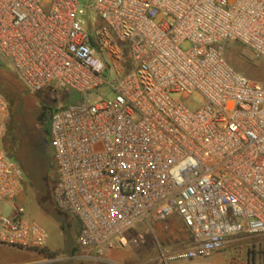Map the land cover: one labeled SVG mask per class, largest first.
Here are the masks:
<instances>
[{
    "label": "built area",
    "instance_id": "obj_1",
    "mask_svg": "<svg viewBox=\"0 0 264 264\" xmlns=\"http://www.w3.org/2000/svg\"><path fill=\"white\" fill-rule=\"evenodd\" d=\"M229 43L264 59V0H0V54L21 83L72 95L46 120L52 199L77 227L71 257L124 248L136 224L172 214L191 241L163 258L264 233V86L227 60ZM8 108L0 90V202L26 183L2 145ZM49 240L22 205L0 213V244L45 252Z\"/></svg>",
    "mask_w": 264,
    "mask_h": 264
},
{
    "label": "rangeland",
    "instance_id": "obj_2",
    "mask_svg": "<svg viewBox=\"0 0 264 264\" xmlns=\"http://www.w3.org/2000/svg\"><path fill=\"white\" fill-rule=\"evenodd\" d=\"M188 46L185 43L182 47L188 48ZM244 50L245 48L238 43H229L225 46L224 55L238 71L264 86V59L251 56ZM0 70L7 71L9 76H15L10 64L1 54ZM0 89L6 94L9 101L6 129L2 139L3 148L7 153L18 158L27 154L33 165L40 167L41 183H47V172H45L43 164L48 159V154L43 128L37 121V117L42 110L46 111L47 116L49 110L66 103L72 95L61 94V91L50 92L48 88L34 93L27 89L21 81L20 85H17V92L1 82ZM99 91L93 90L88 98H108L112 95L109 90H105L102 95L99 94ZM73 95L75 97L77 94ZM183 102L186 106L194 109L202 105L203 98L200 93L193 92L184 98ZM51 183L54 184V182ZM49 194L51 195V192ZM13 203L22 205L25 215L43 225L49 231L50 238L58 234L60 224L39 207L38 195L32 181L26 184L18 198L1 201L0 213L10 215ZM58 211L62 217L68 216L65 212ZM169 217L176 218L174 226H168V217L151 223L140 222L127 232L129 238L137 239L136 242H131L124 248H113L101 254H94L92 257L73 258L69 264H264V233L233 236L221 249L204 257L190 260L163 258L160 254V247H183L186 244L185 241L191 239V235L182 225L181 219L177 215ZM73 233L72 242L74 243L76 232ZM61 242L63 250L69 249L66 247L63 230ZM62 249H49L48 247L44 253L59 258L64 256ZM30 255L33 257L34 253ZM9 263V261L5 262V264ZM46 264L63 263L57 259Z\"/></svg>",
    "mask_w": 264,
    "mask_h": 264
},
{
    "label": "trees",
    "instance_id": "obj_3",
    "mask_svg": "<svg viewBox=\"0 0 264 264\" xmlns=\"http://www.w3.org/2000/svg\"><path fill=\"white\" fill-rule=\"evenodd\" d=\"M13 73L15 75L14 77L9 76L7 71L0 70V82L2 84L7 85L12 90L17 92V85L18 84L20 85V80L18 79L14 71ZM46 118L47 116H46L45 110H42L41 113L37 117V121L40 122L42 125L43 132H44V138L46 140V152L48 154V159L45 161L43 165H44L45 172H47V180H48L47 183L46 182L41 183L40 167L36 165L34 166L31 160H29V156L27 154L26 156L24 157L22 156L21 158L12 156L9 153L8 154L12 158L17 160L22 166L24 173H25L26 183H28L29 181H32L36 189L37 195H38V201H39L40 207H42L56 222L60 224V227L65 233L66 247L69 248L67 249V253L69 256H73L76 253V247L74 246V243L72 242V237L74 234L73 232H76L77 230L76 223L72 220V218H70L71 220L69 219L68 217L69 215L62 217L58 209H56L57 207L55 206L53 199H52L53 184L51 182H54V179H55V169H54V165L52 163L51 156L48 152V147H47V142L49 140V137H48L47 122L45 121ZM49 192H51V195L49 194Z\"/></svg>",
    "mask_w": 264,
    "mask_h": 264
},
{
    "label": "crops",
    "instance_id": "obj_4",
    "mask_svg": "<svg viewBox=\"0 0 264 264\" xmlns=\"http://www.w3.org/2000/svg\"><path fill=\"white\" fill-rule=\"evenodd\" d=\"M26 184L27 183H25L24 187L26 186ZM40 208L43 209L42 207H40ZM172 215H176V214H172ZM172 215H170V216H172ZM168 218H169L168 219V226H174L176 224V218L169 217V216H168ZM56 223H58V222H56ZM181 223H182V221H181ZM182 225L184 226L183 223H182ZM58 228H59L58 234H56V236H54L53 238H50V240H49V246H48L49 249H58V248L62 249L63 248V244L61 242L62 228L60 226H58ZM190 241H191V239H189V241H185V243H186L185 245H188L190 243ZM164 247H166V246H164ZM169 248L176 249V248H180V247L169 246ZM62 251H63L62 253L64 254V256L61 257V259H59V262H61L63 264H69V262H72L73 257L68 255L67 249H64V250L62 249ZM31 253H34L33 257H31L32 256V255H30ZM7 261L10 262L9 264H46V263L53 262L54 260L47 261L46 260V254L44 253V251L19 249V248H15L12 246L0 244V264H5V262H7Z\"/></svg>",
    "mask_w": 264,
    "mask_h": 264
},
{
    "label": "water",
    "instance_id": "obj_5",
    "mask_svg": "<svg viewBox=\"0 0 264 264\" xmlns=\"http://www.w3.org/2000/svg\"><path fill=\"white\" fill-rule=\"evenodd\" d=\"M45 142H46V140H45Z\"/></svg>",
    "mask_w": 264,
    "mask_h": 264
}]
</instances>
